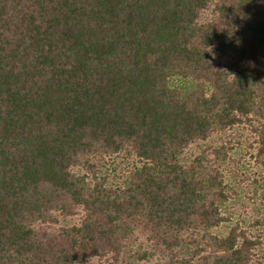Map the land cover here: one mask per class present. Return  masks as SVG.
Instances as JSON below:
<instances>
[{
	"label": "trees",
	"instance_id": "16d2710c",
	"mask_svg": "<svg viewBox=\"0 0 264 264\" xmlns=\"http://www.w3.org/2000/svg\"><path fill=\"white\" fill-rule=\"evenodd\" d=\"M264 264V0H0V264Z\"/></svg>",
	"mask_w": 264,
	"mask_h": 264
},
{
	"label": "rangeland",
	"instance_id": "374dc122",
	"mask_svg": "<svg viewBox=\"0 0 264 264\" xmlns=\"http://www.w3.org/2000/svg\"><path fill=\"white\" fill-rule=\"evenodd\" d=\"M94 262H95V261H91V262H89V263H87V264H94ZM97 264H99V263H97Z\"/></svg>",
	"mask_w": 264,
	"mask_h": 264
},
{
	"label": "clouds",
	"instance_id": "9594fccd",
	"mask_svg": "<svg viewBox=\"0 0 264 264\" xmlns=\"http://www.w3.org/2000/svg\"><path fill=\"white\" fill-rule=\"evenodd\" d=\"M77 264H78V262H77Z\"/></svg>",
	"mask_w": 264,
	"mask_h": 264
}]
</instances>
